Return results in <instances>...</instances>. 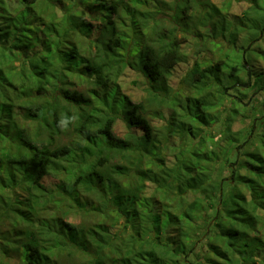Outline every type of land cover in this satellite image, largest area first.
<instances>
[{
  "label": "trees",
  "instance_id": "16d2710c",
  "mask_svg": "<svg viewBox=\"0 0 264 264\" xmlns=\"http://www.w3.org/2000/svg\"><path fill=\"white\" fill-rule=\"evenodd\" d=\"M0 51V264H264V0H0Z\"/></svg>",
  "mask_w": 264,
  "mask_h": 264
},
{
  "label": "rangeland",
  "instance_id": "374dc122",
  "mask_svg": "<svg viewBox=\"0 0 264 264\" xmlns=\"http://www.w3.org/2000/svg\"><path fill=\"white\" fill-rule=\"evenodd\" d=\"M203 0H197V2H200ZM211 3L215 4L218 7H222V5L224 4L225 0H210ZM231 9L230 12L233 15H239L242 14L244 10H246L247 5L244 3H233L231 5ZM16 10V8H15ZM198 11L200 12V15L204 14V11L202 9H198ZM197 11V13H198ZM174 13V10H165L160 16L165 17L164 19H162V24L166 27V28H172V27H176L177 28V37L178 38H183L184 37V33L180 32L181 27L177 25L175 20H172V15ZM197 13H195L194 15H197ZM191 31H198L197 33H203L204 32V28L200 27V24H198V22L194 21L191 24ZM191 32L190 36H186L187 37V41H183L182 42V51L187 55V61L180 63V65L175 69L171 79H170V86L173 88H178L179 83L181 81V79L186 75L187 71L193 66L195 61H199V62H213V61H217L218 59H220L223 55V52L218 48L215 47L214 45L211 44H207L205 40L202 38L200 39L199 37H194V33ZM195 32V35L197 34ZM198 36V34H197ZM83 52H88V50L86 51V49ZM1 54V51H0ZM142 76L137 74L136 72H134L133 70H127L125 72V74L121 77L120 79V83L122 84V86H124V93L128 96H130L135 102H140V101H145L147 98V94L145 92V80L141 78ZM243 78L246 79V76L243 75ZM82 81L76 80L74 82V88H77L79 91H87L89 89V84L88 83H81ZM246 105H249V103H247ZM154 111L156 109L152 108ZM152 110V111H153ZM151 112L149 110L148 114H147V118L148 120L151 122V124L158 130V129H163V126L166 123V120H164V115H166V117L168 118V111H166V109L162 108V112L165 113L163 114V118H161V115H157L155 112ZM65 113H68V110H65ZM242 128V124L240 122H237L234 126V131H237L239 129ZM216 131L219 132L220 131V127H215ZM115 134L118 137H125L126 133L128 132L125 124L123 122H119L116 126H115ZM66 142H70V140H65ZM165 140H162V142H164ZM175 141V140H172ZM177 141V140H176ZM171 142V146H172ZM80 144L82 145L83 143L80 142ZM54 183V179L53 178H47L45 179V185H47L48 187H50L52 184ZM69 223L74 224V225H78L81 222V219L79 217H71L69 218ZM1 230H5V226H0ZM117 227L112 228V232L117 231ZM1 256H0V261H1ZM16 261V259L14 258L12 260V264H14Z\"/></svg>",
  "mask_w": 264,
  "mask_h": 264
},
{
  "label": "water",
  "instance_id": "95a60500",
  "mask_svg": "<svg viewBox=\"0 0 264 264\" xmlns=\"http://www.w3.org/2000/svg\"><path fill=\"white\" fill-rule=\"evenodd\" d=\"M247 86V85H246Z\"/></svg>",
  "mask_w": 264,
  "mask_h": 264
}]
</instances>
